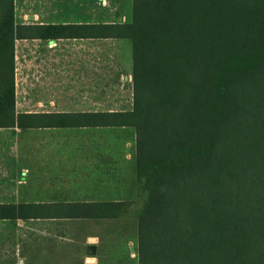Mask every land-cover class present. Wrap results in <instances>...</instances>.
<instances>
[{
  "label": "trees",
  "instance_id": "trees-1",
  "mask_svg": "<svg viewBox=\"0 0 264 264\" xmlns=\"http://www.w3.org/2000/svg\"><path fill=\"white\" fill-rule=\"evenodd\" d=\"M131 13L16 26L0 0V128H133L138 264H264V0H131ZM70 38L131 41V110L16 114L15 40ZM125 207L0 203V220H111Z\"/></svg>",
  "mask_w": 264,
  "mask_h": 264
},
{
  "label": "rangeland",
  "instance_id": "rangeland-1",
  "mask_svg": "<svg viewBox=\"0 0 264 264\" xmlns=\"http://www.w3.org/2000/svg\"><path fill=\"white\" fill-rule=\"evenodd\" d=\"M41 2L43 1L40 0L36 3L33 12L44 17H93L98 21L124 23L131 21V0H98V4L96 7L93 5V9H78L73 7L74 4H67V8L59 9L56 7L55 0H51L49 10L42 9L43 5L46 6V2L44 4ZM85 5L83 4V6ZM98 46L100 51L99 99L113 98L122 103L121 106H115V109H130L132 107L131 41L124 39L123 44H119L114 40H100ZM115 65H121L123 75L130 74V82L120 79L118 75L114 79L111 70ZM18 78L19 84L22 85L23 83L24 88H26V73H18ZM21 95H26V89ZM22 108L32 109L30 106H22ZM99 108L104 109L105 107L100 106ZM74 141L69 138L68 143L63 145L71 146ZM77 144L108 149L100 150L106 153L98 156L105 157L108 155L109 158L114 159L113 163L99 164V168L93 170V176H98V181L104 184L105 189H108L107 197L116 198L126 203L125 210L118 218L111 220L37 219L0 222V253L3 255V259L10 262V258H12L13 264H34L33 259H28V255L38 257L45 251L43 249H31L29 248L30 245L66 243L76 245L77 249L61 251L65 254H71L72 259L65 260L67 259L65 258V261L57 264H82L88 245L97 247L93 264H138L136 216L144 203V195L139 191L136 178L134 129L127 127L124 130L122 128L95 130L90 139L83 138L82 141H77ZM71 157L70 155L67 156V158ZM46 164V169L35 170L31 168L28 174L25 170L19 171L18 179L0 178V197L28 199L27 203H72V200L83 197L84 194L94 190L93 184L96 177L85 181L72 177L71 166L73 162L71 160ZM38 165L41 167L42 164L39 163ZM59 165L64 166L65 170H59ZM5 172L0 171V176L7 174ZM63 173L66 175L65 178L60 176ZM8 174H10L9 171ZM76 182L81 184L73 185ZM62 183H72V186L67 187ZM97 195L98 197L105 196L100 192L99 194L94 193L92 196L97 197ZM12 247L15 250H12ZM75 253L76 256H74ZM38 263L43 264L44 261H38Z\"/></svg>",
  "mask_w": 264,
  "mask_h": 264
},
{
  "label": "crops",
  "instance_id": "crops-1",
  "mask_svg": "<svg viewBox=\"0 0 264 264\" xmlns=\"http://www.w3.org/2000/svg\"><path fill=\"white\" fill-rule=\"evenodd\" d=\"M40 0H13L14 4V24L16 26H43V25H96L119 23L113 21H98L93 17L62 18L40 16L33 12L36 3ZM42 9H50L51 0H42ZM106 1V0H105ZM59 9L67 8V4H74L78 9H93L98 4V0H55ZM83 4H86L83 6ZM78 5V6H75ZM124 23V22H122ZM100 40H114L123 44L124 39H98V38H70L58 40L42 39H16L14 42V95L15 112L32 114L49 113H95V112H117L129 111L130 109H115L121 106V101H115L107 97L99 99V46ZM26 73V88L19 84L18 73ZM111 73L115 78L130 82V74L123 75L121 65L113 66ZM116 76V77H115ZM26 89V95L24 90ZM22 90V91H21ZM22 96V97H21ZM23 107H32L23 109ZM103 106L104 109L99 107ZM132 106V104H131ZM109 128L127 127H74V128H28L20 129L0 128V171H6L0 178L18 179L19 171L32 169H46V163H61L71 160L73 165L72 177L74 179H94L93 170L99 168V164L113 163L114 159L99 157L104 155L107 148H97L91 145L77 144L82 139H90L95 130ZM72 138L71 146H64L67 140ZM101 152V153H100ZM72 156L67 158V156ZM41 163V167H39ZM64 171L65 167L58 166ZM8 171L10 174H8ZM10 175V176H8ZM65 178L63 173L60 175ZM108 176V174H107ZM105 176V177H107ZM109 177V176H108ZM98 176L94 179L93 191L84 194L83 197L72 200V202H106L120 201L116 198L107 197L108 189L98 181ZM70 187L72 183H62ZM81 184V183H75ZM106 185V184H105ZM79 186V185H77ZM104 194V197L92 196L94 193ZM25 201L28 199H12L0 197L1 202ZM55 201V200H51ZM70 201V200H64ZM20 221V220H0ZM1 246V245H0ZM38 246V247H36ZM87 247V246H86ZM96 247V246H95ZM1 248V247H0ZM17 248V247H16ZM31 249H43L45 252L35 257L28 255V259H33L34 264L44 261L43 264H57L58 262L72 259L71 254H65L63 250H76V245L66 243H54L44 245H30ZM14 248L12 247V250ZM15 250V249H14ZM97 252V247H96ZM77 254L75 253L74 256ZM34 256V257H33ZM95 255L85 254L82 264H93ZM67 258V259H65ZM65 259V260H64ZM6 260V261H5ZM3 259L0 253V264H13ZM16 264V263H15Z\"/></svg>",
  "mask_w": 264,
  "mask_h": 264
},
{
  "label": "water",
  "instance_id": "water-1",
  "mask_svg": "<svg viewBox=\"0 0 264 264\" xmlns=\"http://www.w3.org/2000/svg\"><path fill=\"white\" fill-rule=\"evenodd\" d=\"M86 254L89 256H93L96 254V247L95 245H88L86 247Z\"/></svg>",
  "mask_w": 264,
  "mask_h": 264
}]
</instances>
